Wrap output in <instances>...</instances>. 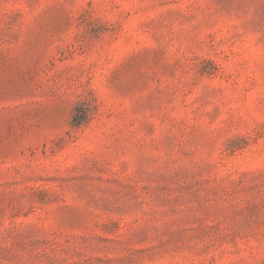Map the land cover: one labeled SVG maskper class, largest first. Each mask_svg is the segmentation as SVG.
<instances>
[{"label": "rangeland", "instance_id": "rangeland-1", "mask_svg": "<svg viewBox=\"0 0 264 264\" xmlns=\"http://www.w3.org/2000/svg\"><path fill=\"white\" fill-rule=\"evenodd\" d=\"M0 264H264V0H0Z\"/></svg>", "mask_w": 264, "mask_h": 264}]
</instances>
